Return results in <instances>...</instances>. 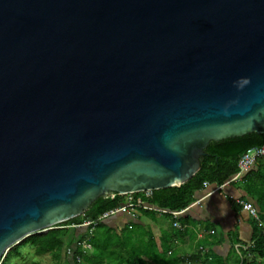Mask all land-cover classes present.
Returning <instances> with one entry per match:
<instances>
[{
  "label": "water",
  "instance_id": "obj_1",
  "mask_svg": "<svg viewBox=\"0 0 264 264\" xmlns=\"http://www.w3.org/2000/svg\"><path fill=\"white\" fill-rule=\"evenodd\" d=\"M264 134V0H0V261L97 199L178 187Z\"/></svg>",
  "mask_w": 264,
  "mask_h": 264
},
{
  "label": "trees",
  "instance_id": "obj_2",
  "mask_svg": "<svg viewBox=\"0 0 264 264\" xmlns=\"http://www.w3.org/2000/svg\"><path fill=\"white\" fill-rule=\"evenodd\" d=\"M262 145H264V134L257 133L228 138L218 143L211 142L205 150V156L201 159L200 169L188 181L178 187L152 190L150 196H147L145 191L132 193L130 203H137L140 199L142 204H149L153 209L139 207V211L150 217L162 210L182 211L193 204L201 192L212 191L232 179L239 171L240 156L247 150ZM237 182H239L238 187H234ZM229 184L239 192L238 197L255 205L262 222L261 227L254 224L252 243L246 249L240 250V255L236 254L233 263L264 264V159L257 160L250 170L242 173L238 181ZM126 195L129 194H116L113 198L101 197L81 215L56 224L46 233L27 236L8 251L0 264H11L13 258L21 255L20 249L27 245L33 247L38 255H52L56 263L66 258L68 264H79L78 259L82 258L83 264H146L147 261L144 259L146 257L151 259L153 264H230L229 259L220 256H215L212 261L205 254L204 260L200 262V254L183 258L180 252L174 249L169 251L152 249L151 242L154 238L150 230L145 231L142 226L131 223V227L121 228L120 232H117L108 223L102 222L106 218L100 219V217L105 213L123 206L122 199ZM231 204L235 210L241 207L233 200ZM115 214L108 218L116 217ZM164 214L172 217L169 213ZM172 220H174L173 217ZM177 220L184 222L188 219L186 216L184 218L178 216ZM85 222L90 223L82 227L77 226ZM61 226L64 227L60 228ZM127 229L131 235L126 234L124 230ZM131 238H138L137 245L140 240L139 245H142L144 249H137L136 246L131 245ZM75 242L77 246L72 250V259H69L67 251ZM83 242H87L90 248H82ZM89 250L94 252L92 256L86 255Z\"/></svg>",
  "mask_w": 264,
  "mask_h": 264
},
{
  "label": "crops",
  "instance_id": "obj_3",
  "mask_svg": "<svg viewBox=\"0 0 264 264\" xmlns=\"http://www.w3.org/2000/svg\"><path fill=\"white\" fill-rule=\"evenodd\" d=\"M229 185L221 188H224L225 194H223L221 189L201 193L195 202L180 215L183 218L186 216L188 220L183 222L177 220L178 218L176 219L182 225L183 228L181 229L173 226L174 220H172V217H168L164 212H161L163 217H166V221L172 224L174 231H176V237H178L181 244H187L196 248L193 254L181 255L183 258L189 255L200 254V262H202L205 254H207L209 260L214 261L215 256H220L229 259L230 264H234L233 260H235L236 254L239 253L240 255V250L246 249L252 243L253 227L257 223L242 207L239 210H235L232 207L231 201L239 196V192L236 188ZM235 186L237 187L236 184ZM157 218L156 214L150 217L142 213L140 215L127 213L119 217L109 218L110 223L108 224L117 232H120L121 228L131 227V223L138 224L145 231L150 230L154 240L170 245L171 241L175 239V232L172 233L170 231L169 233L167 231L169 227L165 228L164 226L157 225L156 233L151 223L156 221ZM72 226L74 227L75 225ZM62 227L64 226L60 228ZM75 232H77V227H75ZM76 246L77 242L70 249ZM172 249L178 248L174 246Z\"/></svg>",
  "mask_w": 264,
  "mask_h": 264
},
{
  "label": "rangeland",
  "instance_id": "obj_4",
  "mask_svg": "<svg viewBox=\"0 0 264 264\" xmlns=\"http://www.w3.org/2000/svg\"><path fill=\"white\" fill-rule=\"evenodd\" d=\"M236 185L238 187L239 182H237ZM234 187H235V185H234ZM221 190L223 191V194H225L224 188L221 189ZM201 193L203 194V192H201ZM131 198H132V196L129 194V195H126L122 199L123 205L125 206L126 210H118L117 212H115L116 213L115 215H117L119 217V216L123 215V213H125V214H127V213L131 214L132 213L134 215H140L141 214V212L139 211L138 207L129 206V202L131 201ZM144 206L148 207L150 205L144 203ZM156 215L158 216V218L156 219V221L151 223V225H152L153 229L155 230V232L157 233V228H156L157 225L158 226H164L165 228L169 227L167 231L169 233H170V231H172V233L175 232V239L173 241H171L170 245H168L166 243L164 244L162 242L159 243V241L154 240V241L151 242V244L153 245L152 249H167V251H169V250H173L172 248H174V246H177L178 249H174V250H177V251L179 250V252H180V254L182 256H186L189 253H191V254L195 253L196 248H193L192 246L187 245V244H184V245L181 244V242L179 241L178 237H176L177 236L176 235V231H174V228L172 227V224L166 221V219H165L166 217H163L161 212H157ZM102 222L110 223V220H109V218H106ZM81 227H82V225H81ZM116 228H118V227L116 226ZM124 231L126 232L127 235L128 234L131 235V233H130V231L128 229L124 230ZM137 240H138V238H131L130 239V244L133 245V246H136L137 249H144L142 247V245H139L141 243L140 240L138 242L139 246L137 245ZM173 243H174V245H173ZM81 246L83 248V244H81ZM72 250L73 249H70L69 251H67V255H68L67 257H69V259H72ZM20 254L21 255H19L18 257L12 259L11 264H32V263H36V264H68V263H66V258H65V260L61 259L59 261V263H56L54 258H53V256L50 255V254H44V255L36 254L34 249H33V247H31L30 245L22 247L20 249ZM92 254H94V252L92 250H89L86 253V255H90V256H92ZM144 259H145V261H147L146 264H153L151 259H148L146 257H144ZM78 263L79 264H83L82 258L78 259Z\"/></svg>",
  "mask_w": 264,
  "mask_h": 264
},
{
  "label": "built area",
  "instance_id": "obj_5",
  "mask_svg": "<svg viewBox=\"0 0 264 264\" xmlns=\"http://www.w3.org/2000/svg\"><path fill=\"white\" fill-rule=\"evenodd\" d=\"M259 159H264V145L251 148V149L247 150L246 152H244L240 156L239 161H238V168H239L238 173L232 179H230L229 181H227L226 183H224L220 187L215 188L214 191L220 190L222 187H224L225 185H228L230 182L238 181L240 179V176L242 175V173L250 170L254 166V164L257 162V160H259ZM146 195L150 196V192H147ZM233 202L240 205L244 210H246L248 215L253 220H255V222L257 223V225L259 227L262 226V222L259 219V214H258L257 208L255 207V205L252 202H250L244 198H241V197L234 198ZM129 206L138 207V208L142 207L144 209H153L151 206H148V207L144 206V203L142 204L140 199L137 200V203H130L129 202ZM118 210H126V209H125V206L123 205L121 208H119L115 211L111 210L108 213H105L102 217H100V219L108 218L110 215L117 212ZM184 210L178 211V212L162 210V212L171 214V216L174 219L173 226L177 229H181L183 227L176 219L178 218V216L181 215V213ZM89 223L90 222H85L82 224V226L87 225ZM77 226H81V225H77ZM238 247H239V245H238ZM83 248L88 249V248H90V245L87 242H83Z\"/></svg>",
  "mask_w": 264,
  "mask_h": 264
}]
</instances>
